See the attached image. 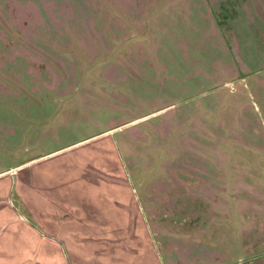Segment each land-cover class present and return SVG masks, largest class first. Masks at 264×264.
<instances>
[{
  "label": "rangeland",
  "instance_id": "374dc122",
  "mask_svg": "<svg viewBox=\"0 0 264 264\" xmlns=\"http://www.w3.org/2000/svg\"><path fill=\"white\" fill-rule=\"evenodd\" d=\"M81 140L52 157L121 163L90 177L128 201L68 203L109 226L150 210L143 259L264 264V0H0V172Z\"/></svg>",
  "mask_w": 264,
  "mask_h": 264
},
{
  "label": "crops",
  "instance_id": "0c3cea01",
  "mask_svg": "<svg viewBox=\"0 0 264 264\" xmlns=\"http://www.w3.org/2000/svg\"><path fill=\"white\" fill-rule=\"evenodd\" d=\"M195 14L208 15L200 11ZM38 89L42 90V87ZM20 93L17 91V96ZM143 118L144 116L135 120ZM106 132L111 131L102 133ZM143 135L141 133L135 136ZM83 141L59 149H47L37 157L24 160L19 165L0 172V179L17 177L16 181L9 183L6 197L8 206L0 204V264H161L157 257H153V244L150 245L151 257L148 261L142 258L145 256L144 252L139 253L131 247L136 234L139 233V225L141 232H148L152 228L153 215L150 210L148 213L138 214L137 211L132 213L119 209V218L115 225L109 226L99 225V221L95 219L96 215L83 206L75 208V205L68 203L74 199L128 201L126 194L123 196L110 194L108 191L101 192L108 187L113 189L116 184L120 186L121 182L117 179L107 183L104 178L90 177V168L102 174L107 173L113 178L121 177V163L116 170L113 164L105 165L99 161V157L93 156L94 152L82 151L80 148H73L79 150L80 154L64 156L61 161L52 157L77 147ZM107 153L110 154L107 156ZM111 153L110 150H102L103 156L106 155L115 162ZM53 159L56 162H53ZM66 167L67 175L63 177V168ZM14 183L18 203L22 202L28 210L25 208L24 211L14 205V200L11 199L14 197L13 190H10ZM88 184L98 191L95 195L86 194L82 188L80 194L73 196L74 185ZM101 186L104 187L103 190ZM0 198L3 197L0 195ZM128 235L130 243L126 247L123 243ZM150 239L151 237L148 241Z\"/></svg>",
  "mask_w": 264,
  "mask_h": 264
}]
</instances>
